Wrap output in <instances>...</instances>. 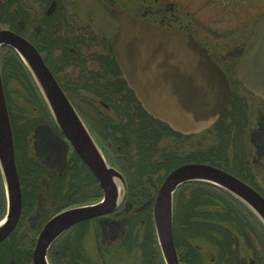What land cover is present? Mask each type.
Returning <instances> with one entry per match:
<instances>
[{
	"label": "flooded vegetation",
	"instance_id": "af4514ba",
	"mask_svg": "<svg viewBox=\"0 0 264 264\" xmlns=\"http://www.w3.org/2000/svg\"><path fill=\"white\" fill-rule=\"evenodd\" d=\"M261 6L264 0H0V31L13 32L35 49L105 165L119 174L111 177L116 206L63 230L47 246L46 264H166L150 229L151 206L167 174L181 166L217 168L264 201V98L239 78L244 46L264 16ZM124 16L194 38L220 68L232 102L212 126L185 135L146 114L112 54V39ZM4 55L16 58L17 70L33 90L30 99L39 103L30 107L42 116L28 127L26 145L11 130L21 212L0 242V264H34L48 221L101 203L105 192L58 129L22 59L2 45L0 80L7 106L8 94L17 90L6 83ZM78 101L87 109L79 108ZM39 125L63 141L61 172L36 155L33 129ZM1 172L0 223L7 213ZM171 206L173 223L190 232L187 238H174L178 264H264V223L226 189L207 181L185 182L175 189Z\"/></svg>",
	"mask_w": 264,
	"mask_h": 264
},
{
	"label": "water",
	"instance_id": "95a60500",
	"mask_svg": "<svg viewBox=\"0 0 264 264\" xmlns=\"http://www.w3.org/2000/svg\"><path fill=\"white\" fill-rule=\"evenodd\" d=\"M119 22L120 27L111 43L112 54L146 114L185 135L199 133L212 126L232 102V94L225 75L203 47L194 38L168 33L133 17H121ZM254 26L252 36L244 46L239 78L245 88L264 98V16ZM2 45L13 48L22 59L34 77L58 129L96 175L105 192L101 203L61 213L48 221L40 232L33 257L34 264H46V248L63 230L116 206L117 192L111 177H118L119 174L105 165L81 119L70 107L35 49L8 30L0 31ZM10 130L0 80V168L7 194V213L0 223V242L12 231L21 212V191ZM33 130L39 161L51 170L60 167L61 172L64 163L63 141L46 125H39ZM45 151L51 154L45 155ZM167 175L154 200L151 216L166 264H178L173 247L171 205L173 193L182 183L207 181L224 188L250 206L264 223L263 199L217 168L185 165Z\"/></svg>",
	"mask_w": 264,
	"mask_h": 264
},
{
	"label": "rangeland",
	"instance_id": "374dc122",
	"mask_svg": "<svg viewBox=\"0 0 264 264\" xmlns=\"http://www.w3.org/2000/svg\"><path fill=\"white\" fill-rule=\"evenodd\" d=\"M261 8H264V7L261 6ZM248 12H249V9H246L245 13H248ZM208 19H210V20L215 19V17H210ZM217 26L221 27L220 23L217 24ZM4 56H6V55H4ZM4 56H3V60L6 62L4 64L5 69H6V72H5L6 83H10L9 84L10 86L16 87V88H12V90H17V92L15 91L16 93L14 95L9 93L8 95H9L10 99L8 98L7 100H8L9 109H10V111H12L13 120L15 123L14 125H15L16 129H14V131H15L16 136L18 138H21L19 140L21 142V140H23V141L26 140V138H25L26 135L28 137H30L31 134H30V132L28 133V127L31 125V123L33 121L40 118L42 116V114L38 113V112H34L33 109L30 107V105H34V106L39 107V103H38V101H35V99H30V98H32V94H33L32 91L33 90L30 89V86L24 82L25 76H24L23 72L21 74L17 70V68H19V65L17 63L16 58L14 59L12 56H10V57L6 56V58H7L6 59ZM20 69L19 70L22 71V68H20ZM9 88H7V90ZM75 104L79 108L84 107L85 109H87V107H85V105H84L85 104L84 102L78 101L77 103L75 102ZM25 145H26V141H25ZM260 235H261V232H260ZM261 242H263V241L261 240ZM262 250H263V246L260 244L259 251H260L261 259L263 258ZM6 254H7V252H6Z\"/></svg>",
	"mask_w": 264,
	"mask_h": 264
},
{
	"label": "trees",
	"instance_id": "16d2710c",
	"mask_svg": "<svg viewBox=\"0 0 264 264\" xmlns=\"http://www.w3.org/2000/svg\"><path fill=\"white\" fill-rule=\"evenodd\" d=\"M8 107V112H9V118H10V122H11V128L12 130L16 129L15 128V123H14V120H13V115H12V111H10L9 109V106ZM153 227V226H152ZM150 227L152 233H153V236L156 237L154 234V228ZM189 236V229L188 228H185V227H177V223H173V238H183V237H188Z\"/></svg>",
	"mask_w": 264,
	"mask_h": 264
},
{
	"label": "bare ground",
	"instance_id": "6f19581e",
	"mask_svg": "<svg viewBox=\"0 0 264 264\" xmlns=\"http://www.w3.org/2000/svg\"><path fill=\"white\" fill-rule=\"evenodd\" d=\"M228 86H229V84H228ZM229 88H230V87H229ZM230 90H231V89H230ZM231 94H232V92H231ZM154 200H155V198H154ZM153 203H154V201H153ZM152 206H153V204H152ZM152 206H151V207H152ZM152 209H153V207H152ZM172 228H173V226H172Z\"/></svg>",
	"mask_w": 264,
	"mask_h": 264
}]
</instances>
